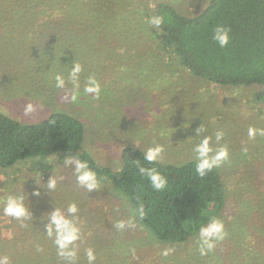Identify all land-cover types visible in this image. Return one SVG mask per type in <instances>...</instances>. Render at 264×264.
Wrapping results in <instances>:
<instances>
[{"label": "rangeland", "instance_id": "374dc122", "mask_svg": "<svg viewBox=\"0 0 264 264\" xmlns=\"http://www.w3.org/2000/svg\"><path fill=\"white\" fill-rule=\"evenodd\" d=\"M166 1L195 16L206 0H0V112L23 124L66 113L84 125L81 151L111 172L130 147L144 153L162 145L161 164L195 160L194 146L211 136V147L225 146L229 159L216 168L223 185L221 220L227 236L201 255L199 234L185 243L167 244L142 224L130 200L104 176L89 192L76 179L65 154L25 159L0 167V201L24 196L31 216L3 215L0 203V256L11 264H264V137L248 129L264 128L261 87L221 86L191 76L175 58L155 49L149 12ZM148 10V11H147ZM147 12V14H145ZM73 63L82 66L79 96L67 81ZM89 77L99 82V99L84 94ZM68 98H65V97ZM31 104L33 111L26 114ZM204 131L196 135V130ZM223 132L216 143L215 135ZM51 166L44 174L40 166ZM50 176L54 190L47 187ZM39 192V195H34ZM75 203L78 212L67 213ZM76 221L80 239L59 254L55 234L46 225L54 209ZM123 221L125 227L116 224ZM131 221V224H129ZM168 250V255L164 252Z\"/></svg>", "mask_w": 264, "mask_h": 264}, {"label": "trees", "instance_id": "16d2710c", "mask_svg": "<svg viewBox=\"0 0 264 264\" xmlns=\"http://www.w3.org/2000/svg\"><path fill=\"white\" fill-rule=\"evenodd\" d=\"M149 13V18L160 15L165 21L160 28L151 27L156 51L167 53L166 57L175 58L191 76L211 84L257 85L261 91L255 96L262 99L264 0H206L195 16L183 15L162 1ZM218 25L230 29V43L223 49L213 40ZM83 139L84 125L66 113H52L41 122L23 124L0 112V167L60 153L87 161L97 176L106 177L130 200L142 224L167 244L185 243L224 208L223 185L216 168L201 178L195 172L196 160L181 165L149 163L143 152L125 147L119 170L111 172L81 151ZM137 161L145 168H156L167 179L165 189L155 191L147 177L140 175ZM39 168L44 174L52 170L48 165ZM141 205L143 218L137 211Z\"/></svg>", "mask_w": 264, "mask_h": 264}, {"label": "clouds", "instance_id": "9594fccd", "mask_svg": "<svg viewBox=\"0 0 264 264\" xmlns=\"http://www.w3.org/2000/svg\"><path fill=\"white\" fill-rule=\"evenodd\" d=\"M164 17L160 15L152 16L148 19V23L156 28H160L164 24ZM230 29L218 25L214 29L213 40L218 44L220 48H226L230 43ZM82 66L79 63H73L67 77L61 74L55 76L56 87L63 89L66 85V82H71L73 89L75 90L71 94V100L76 101L79 96L80 88V73L82 72ZM84 94L92 95L93 98L99 99L101 88L99 82L95 77H89L84 86ZM65 98H68L67 96ZM26 114L33 111V106L29 104L26 108ZM204 131L201 126L196 130V135ZM257 135L264 137V128H252L248 129V136L250 139H254ZM223 132H217L215 135L216 143L219 144L223 139ZM212 137L205 136L197 143L193 148V153L195 156V172L196 174L203 178L213 169L220 167L225 161L229 159V152L227 147L221 146L218 149H213L211 147ZM164 148L162 145H155L149 147L144 151L143 157L144 160L149 163L158 162ZM66 165L74 166V171L76 174L77 182L81 187L86 188L89 192L97 190L99 187V181L97 172L90 168L87 161H82L76 156H69L64 159ZM137 167L141 176L147 177L150 181L151 187L159 192L165 189L167 186V179L160 174L156 168H145L140 166L137 161ZM57 181L56 179L50 176L47 187L50 190L56 188ZM34 195H39V192H35ZM25 197L24 196H15L8 195L0 203H3V215L7 217L15 218L20 220L22 218H29L31 213L29 209L25 206ZM141 218L144 217V208L141 205L137 210ZM78 212L77 205L75 203L70 204L67 209L69 216H72ZM131 224V221H129ZM118 229H123L125 223L123 221L116 224ZM80 228L76 226V221L73 219H68L65 214L60 209H54L50 214V221L46 225V232L49 237H52L55 234V244L58 246L59 254L61 256L74 257L76 255L75 251H68L70 246H72L77 240L80 239ZM199 251L201 255H206L211 252L217 242L222 241L227 236V233L224 230V224L221 220L210 217L209 223L201 225L199 227ZM164 255H168V250L164 252ZM87 257L89 264L96 259L93 251L91 249L87 252ZM0 264H11L10 258L8 256H0Z\"/></svg>", "mask_w": 264, "mask_h": 264}]
</instances>
